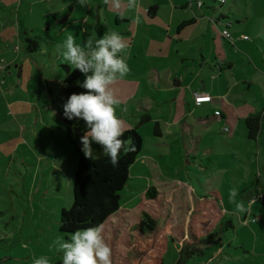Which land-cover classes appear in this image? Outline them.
<instances>
[{"label": "crops", "instance_id": "0c3cea01", "mask_svg": "<svg viewBox=\"0 0 264 264\" xmlns=\"http://www.w3.org/2000/svg\"><path fill=\"white\" fill-rule=\"evenodd\" d=\"M12 1L15 5L16 1ZM23 1L19 0L20 10ZM3 2L6 0H0ZM25 2L30 5L28 11L33 12L38 0ZM84 4L86 6L82 7L78 0H42V18H39L42 30L54 31V38L42 39V43L49 47L54 67L58 62L59 68L61 64H68L60 60L62 57L57 54L56 46L70 34L77 44H83L90 37L99 39L106 31H115L129 45L125 59L130 72L113 85L116 96L123 102L116 108V115L126 128L135 126L144 112L150 115V120L137 127L142 137V151L129 168L120 206L132 207L150 183L174 185L188 201L192 196H202L201 176L207 169L216 168L212 173H221L222 168L216 166V162L221 164L215 145L220 143L219 139L208 138L213 142H206L205 134L218 124H225L228 116L234 119L235 129L238 122L249 115L258 113L262 118L263 108L249 111L248 102L239 103L244 97L239 91L240 82L248 81L237 77L236 60L227 52L208 54L205 35L209 28H201L198 24L205 15L199 13L202 5L197 7L192 0H136L135 10L125 18H121L110 4H105V0H84ZM18 12L12 14L13 34L17 29V37L20 38V32L32 37L34 24L29 19L20 21ZM25 15L31 14L26 12ZM136 15L141 18L139 25L134 22ZM42 51L39 43L37 53ZM15 59L14 55L8 62ZM58 71L55 74L64 79L65 74L61 69ZM83 79L82 74L76 83ZM194 93L209 95L210 99L195 102ZM32 104L35 118L31 123L37 128L33 139L36 147L41 146L42 150L40 153L31 150L28 142L25 146L35 160L42 163L43 177L53 179L50 187L55 188L57 193H54L60 194L64 184L72 191L77 153L66 137V125L50 107L45 93L42 94V109L38 98ZM124 107L126 112L121 111ZM246 130L245 126L247 137ZM206 160L212 167H207ZM68 204L70 207V202ZM6 236V232L0 233V238Z\"/></svg>", "mask_w": 264, "mask_h": 264}, {"label": "rangeland", "instance_id": "374dc122", "mask_svg": "<svg viewBox=\"0 0 264 264\" xmlns=\"http://www.w3.org/2000/svg\"><path fill=\"white\" fill-rule=\"evenodd\" d=\"M15 1V5L12 0L0 3V233L8 235L2 238L7 246L0 247V263L33 264L34 259L43 256L49 264H61V255L50 245L56 237L71 234L59 230V213L62 205L65 209L69 208L68 202L71 205L72 191L64 184L61 193L56 194L50 187L53 179L43 177L42 163L35 160L25 143L38 153L42 150L36 147L33 135L37 128L31 123L35 118L33 100L38 98L42 109L40 75L59 80L63 76L55 74L60 69L58 62L54 67L49 47L42 43V39L54 38V31L42 30V0L33 5V12L28 11L30 5L25 0L21 10L19 0ZM200 1L199 13L205 17L198 24L209 28L205 35L208 54L227 52L234 57L237 77L248 81L240 82L239 91L244 97L239 103L248 102L249 111L264 109V0H226L222 5L217 0ZM17 11L20 21L29 19L34 24L32 37H37L44 51L24 53L17 29L13 34L11 28L12 14ZM26 12L31 15L27 17ZM226 27L233 41L221 35ZM2 51L8 53L2 55ZM14 55V62H8ZM224 85L220 82L221 87ZM261 115L263 130L254 139L246 137L243 120L235 129V121L229 116L225 124L205 134L206 142H213L208 138L219 139L215 145L221 164L216 162V166L222 168L221 173H212L216 168L207 169L201 176V194L219 192L222 221H230L233 228L223 233L221 245L179 264H264V206L256 194L264 192V110ZM205 164L212 167L208 160ZM233 188L237 191L236 201L250 207V213L236 212L229 200ZM123 197L122 192L120 203ZM178 257L179 247L169 242L163 264H176Z\"/></svg>", "mask_w": 264, "mask_h": 264}, {"label": "trees", "instance_id": "16d2710c", "mask_svg": "<svg viewBox=\"0 0 264 264\" xmlns=\"http://www.w3.org/2000/svg\"><path fill=\"white\" fill-rule=\"evenodd\" d=\"M25 53L39 49L37 37L20 32ZM64 79L46 76L39 83L50 107L66 125V137L77 153V167L72 183V202L59 213V230L70 234L76 229L104 225L103 236L111 248V264H163L169 242L179 247L176 264L200 255L207 248L221 245L222 235L233 228L222 221L220 195L213 191L192 196L188 201L177 187L150 183L140 199L130 208L120 206L121 193L129 179V168L142 151V137L137 127L150 120L144 112L137 124L126 131L124 140L131 138L135 152L121 151L118 166L113 167L99 145L93 143L94 160L86 159L81 151L80 137L86 126L82 119L69 120L63 115V104L71 93L85 91L76 83L79 70L61 64ZM248 139H254L261 128L260 114L244 120ZM157 129L154 128V131ZM264 206V192H257ZM7 244L0 238V247ZM1 264V263H0Z\"/></svg>", "mask_w": 264, "mask_h": 264}, {"label": "clouds", "instance_id": "9594fccd", "mask_svg": "<svg viewBox=\"0 0 264 264\" xmlns=\"http://www.w3.org/2000/svg\"><path fill=\"white\" fill-rule=\"evenodd\" d=\"M84 7V0H78ZM121 18L136 8V0H105ZM139 25L141 18L134 17ZM129 45L115 31H106L102 37L88 38L77 44L73 35L57 44L56 52L72 69L84 75L80 87L85 91L71 93L63 104V115L69 119H82L86 131L80 137L81 151L86 159L94 160L93 143L99 145L113 167L120 162L121 151L125 155L136 151L131 138L124 140L126 131L123 121L116 115V108L123 103L115 93L113 85L126 76L130 68L126 62ZM121 111L126 112L124 107ZM166 132L168 130H165ZM170 134V133H169ZM237 191L230 190L229 200L235 204L237 213H250V207L236 201ZM227 214V210L225 209ZM104 225L79 228L67 238L56 237L50 245L61 255V264H111V248L103 236ZM33 264H49L47 257L33 260Z\"/></svg>", "mask_w": 264, "mask_h": 264}, {"label": "built area", "instance_id": "2783aa9c", "mask_svg": "<svg viewBox=\"0 0 264 264\" xmlns=\"http://www.w3.org/2000/svg\"><path fill=\"white\" fill-rule=\"evenodd\" d=\"M220 4H223L225 2V0H217ZM196 5L197 7H200L202 5V2L200 0L196 1ZM221 35L227 39H230V41H233V37L231 36V34L229 33V31L226 29H223L221 31ZM210 99L209 95H205L202 93H194V101L195 102H200V101H207Z\"/></svg>", "mask_w": 264, "mask_h": 264}]
</instances>
